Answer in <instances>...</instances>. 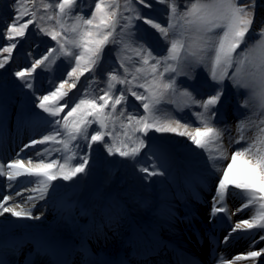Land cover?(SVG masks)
Masks as SVG:
<instances>
[{
	"label": "snow or ice",
	"instance_id": "6c2138e0",
	"mask_svg": "<svg viewBox=\"0 0 264 264\" xmlns=\"http://www.w3.org/2000/svg\"><path fill=\"white\" fill-rule=\"evenodd\" d=\"M83 3L14 0L12 20L4 21L3 33L12 42L0 47V68L12 59L17 38L34 25L55 45L15 76L29 89L41 66L45 71L55 69L66 79L38 97L36 107L54 118L34 114L47 126L46 134L28 145H47L36 153L41 159L0 163V176L8 181L35 178L28 183L35 185L30 191L38 195L26 198L34 207L53 181H71L85 173L93 144H101L109 156L135 160L151 143L146 155L160 159L166 156L164 142L145 138L149 132L172 133L202 149L207 173L218 175L210 218L223 213L222 219L231 220L235 214L228 208L231 189L242 200L237 211L249 209L248 218L233 223L232 231L264 230V23L253 29L256 0H95L87 5L93 9L87 16ZM158 5L165 6L163 16ZM113 55L115 62L109 68ZM62 58L63 64L57 66ZM197 68L207 72L210 93L178 85L180 77L194 80ZM85 73L91 75L80 91L65 100ZM226 80L237 97L234 126L222 115L217 119ZM129 97L134 98L132 103ZM184 108L199 109L193 113L195 122L182 123V118L171 114ZM237 144L241 147L229 154ZM53 152L60 153V158L51 159ZM140 171L148 176L164 174L154 162ZM11 200L12 195H7L0 201V216L10 213L39 219L20 203L9 206ZM260 255L253 250L234 260L214 257V264H235Z\"/></svg>",
	"mask_w": 264,
	"mask_h": 264
},
{
	"label": "bare ground",
	"instance_id": "6f19581e",
	"mask_svg": "<svg viewBox=\"0 0 264 264\" xmlns=\"http://www.w3.org/2000/svg\"><path fill=\"white\" fill-rule=\"evenodd\" d=\"M0 40V47L8 46L11 42L7 39L6 43L2 39ZM27 47L31 50L34 49L33 58L38 59V43L35 41L34 44L31 43V46ZM15 51L16 49L13 50L12 59L5 67L0 68V80L8 79L6 75L9 72L15 77L14 73L16 71L23 70L27 67L24 63V58H21L22 56H18L15 60ZM7 55V53L3 54V56ZM16 66L23 68L19 69ZM85 74L91 75V73ZM64 78L66 79V76ZM83 78V76L80 78V82ZM79 83L76 88L70 90L66 86L68 93H75ZM47 87L50 88V85ZM41 94H45V92H43V89L37 88L35 96L39 97ZM228 103L221 110L223 111V116L226 118V122L234 126L237 119L236 104ZM184 109L189 110L188 108ZM35 110L38 111L37 108ZM46 118L50 120L49 117ZM217 118L220 119L219 116ZM3 121L7 124L12 123L15 126H7V131L11 132L10 136L12 139H18L21 143L16 149L2 146L3 158L6 160L12 158L13 161L22 158L25 160V163L28 159H32L34 162L41 159L36 153L43 151L47 145L37 144L32 147H28V145L31 144L33 139H39L43 134H46L47 126L43 121L36 118L34 113L26 106L25 102H18L17 105L15 103L12 105L9 104L5 107L0 103V125ZM189 121L193 122L192 120ZM92 127L95 128L96 125ZM149 138L152 140H155V138L160 140L152 132H149L148 137L145 139L149 140ZM161 140L166 141L165 139ZM178 140L181 141L182 147H195L187 137L178 136ZM225 143L227 145V137L225 138ZM149 145L151 147V143ZM165 148L166 156L160 159L150 154L146 155V153H149L148 149L145 153L142 151L143 161L140 162L137 158L131 160L120 156H109L101 144H93L92 150L89 153V164L85 173L78 174L71 181H64L62 179L53 181L45 198L36 200L34 207L31 203L27 202L26 198L29 195H38L30 191L35 185L28 183L35 178L20 176L15 181H8L6 177L0 176V188L12 190L14 188L13 186L19 182L25 185L26 183L31 184V186H25L19 191L23 195L15 194L12 198L17 197L14 204L20 203L22 206L30 208L33 216L36 217H51L53 219L54 216L51 213L58 200L66 199L74 202L76 204L77 214H79V218H81L83 223H87L89 219L93 218L92 225L97 230L96 232L94 231L95 238H97L94 243L99 245V248L104 251L113 252L118 250L119 247L128 246L131 242H134L131 247L128 246L127 248H135L137 256L143 250L146 252L152 250L154 253L158 251V254L163 258L162 252L157 248L161 246L158 239L168 240L169 243L178 241L184 245L187 243L185 238L188 236L187 224L180 219L182 215H180L177 206L179 201H176L173 196V187H185L179 185V179L174 178L169 181L165 175L166 169L172 168L174 165H177L176 167L179 169H186V165L188 166V164L182 163L177 152L172 153L170 151V146L167 145ZM195 149L198 148L195 147ZM232 151H234L233 148L229 150V154ZM58 158H60V153H51V159ZM202 158L200 154L196 157L198 163L195 162L197 166L195 170L200 175H203L209 188L215 189L217 187L216 181L218 175H209L207 173L204 156ZM153 162L156 165V169L164 174L156 175L155 178L148 181L145 176H142L144 172H141L140 168L150 167ZM0 163H3L2 160H0ZM223 163L227 164L228 161H224ZM162 167L166 169L162 171ZM115 168L118 169L116 172H114ZM204 192L208 196L212 195V190H205ZM237 197L240 198L238 195H233L230 199V202H232L230 205L231 212L235 213L233 219L231 217L233 223L239 222L241 219H247L249 213V209L237 211L242 206V202L238 201ZM194 201L195 199H192L191 203H195ZM110 203L112 205H109ZM171 211H176V214L178 213L177 216L170 214ZM2 218L12 219L13 216L10 213H5ZM232 222L230 220V224ZM250 231L251 234L241 231H232L230 234L235 239L233 245V248H235L234 258L238 255L246 256L248 252L253 250L260 251L261 255L254 260L249 257L235 261V264H264V239H261V234H264V230L253 229ZM127 237H129V241L125 242L124 240ZM151 238L154 243H152ZM236 242H240V244ZM167 249L168 247L165 246L164 250ZM188 250L195 251V248ZM234 258L229 260H234ZM162 262L163 264H172L167 256H165Z\"/></svg>",
	"mask_w": 264,
	"mask_h": 264
},
{
	"label": "rangeland",
	"instance_id": "374dc122",
	"mask_svg": "<svg viewBox=\"0 0 264 264\" xmlns=\"http://www.w3.org/2000/svg\"><path fill=\"white\" fill-rule=\"evenodd\" d=\"M94 2H95V0H84V3L82 6L84 7V14L86 16L93 10L91 7H87V5L93 4ZM241 2L243 3V2H245V0H241ZM13 3H14V0H12V1L0 0V39H2V41H5L4 43H6V39H7L6 36L3 35V33L6 30V24L4 23V21L11 22L14 11H15V9L13 7ZM77 3L80 4V0H77ZM140 7H142V5H140ZM158 7L160 9V15L163 16L165 13V6L164 5H158ZM145 11H148V10H145ZM27 19H29V17H24V21H26ZM137 23H140V22H137ZM262 23H264V0H256V20L253 24V29H256ZM249 35H251V33ZM17 40H18L17 48H16V51L14 52L16 55L15 60L18 56H22L21 58H24V60H25L24 63L27 67H29L31 65V63L34 59L33 58L34 49L31 50L27 46H31V43L34 44V42L36 41L38 43L37 58H40L46 54V51L49 47L55 45V42L51 41L50 37L44 36L43 34L38 33V31L35 29L34 25H29V28L26 30L25 36L23 38H17ZM0 42H1V40H0ZM153 43L155 44V41H153ZM241 47L243 48L244 45H242ZM110 48H111V46L105 48V56L106 57H107V54H108ZM19 49H21V50H19ZM63 62H64L63 58L61 60L57 61V66L63 64ZM114 62H115V56L113 55L112 61L109 62L108 67L110 68L112 63H114ZM45 63H47V62H45ZM101 67H104L103 61L101 62ZM17 68L22 69L23 67H17ZM9 73L6 75V76H8V79L0 80V103L2 104L3 107H5L9 104H13V103L17 104L18 102H21L22 99H24L25 101L27 100L25 102V104H26V106H28L29 109H32V110H34V108L39 109L38 107H36V104L38 103V97L35 96L36 89L37 88L43 89V92H45V94H47V92L50 89H52L54 85H57L59 83L60 79H65L64 77H61L60 72L56 71L55 69H53L51 71H45L43 69V66H41L40 68H37L36 72L33 74V77H34V79L32 81L33 88L29 89L26 86H24L23 81H21L16 76L14 77L11 72H9ZM98 74H99V72H98ZM88 76H90V74H85L83 76L84 78L79 83L77 91L75 93H71V94L68 93V96L65 97V100L70 99L74 94H76L80 91L81 85L84 83V81L87 79ZM195 76H196V78L194 80H189L187 77H180L177 80V83H178V85H181L182 87H188L189 91H192L193 87H197V88L199 87V89H201V93H204V94L210 93L212 91V88L209 87V85H208L209 77H208L207 72L204 71L203 68H197L196 72H195ZM48 85H50V88L49 87L46 88V86H48ZM200 85L202 86L201 88H200ZM225 85H226V89H225L224 97H222V100H221V105L226 104V100L227 101L229 100V103H231V104L232 103L236 104L237 97H236L235 93L233 92V90L231 89V87L228 85L227 80L225 81ZM101 86H103V85L101 84ZM23 88H25V89H23ZM29 97H31V99ZM133 100H134V98L129 97V103H132ZM224 100H225V103H224ZM27 102H30L31 104L30 103L27 104ZM61 103H63V101H61ZM136 103H138V102H136ZM221 105H218V106H221ZM161 107L162 108H168V109H174L175 106L174 105H161ZM198 110L199 109H196V108H192L189 110L183 109V111H176V112L172 111L171 114L178 119L182 118L181 122L183 123L184 121H189V120L193 121V119L196 120V117L193 113L198 111ZM66 111H67V109H65V112ZM141 111H142V109H141ZM44 114H46V113H44ZM188 114L192 115L193 119H190ZM41 115H43V114H41ZM61 115L63 116L64 113H62ZM51 118H53V117H51ZM152 134L153 135L155 134L157 136V138L160 139V140H158L155 138V140H157V141H162L161 139H165V140L169 141L174 147L178 146L182 150L190 151L191 155L189 156V160L191 161V163L194 159L196 160L195 162L198 163V159H196V157L199 156V154H200L201 159H203L202 158L203 157V150H199L196 153V152L191 151L193 148H195L194 146L182 147L181 141L178 140V135H175L172 133H155V132H152ZM167 141L166 142L163 141L165 146H167V143H169ZM172 145L170 147L171 148L170 151L175 150V148H172L173 147ZM147 149H149V147L145 148L143 150L144 153ZM176 149H179V148H176ZM187 163H189V162H187ZM117 170L118 169L115 168L114 172H116ZM146 176L148 177L147 174H146Z\"/></svg>",
	"mask_w": 264,
	"mask_h": 264
}]
</instances>
